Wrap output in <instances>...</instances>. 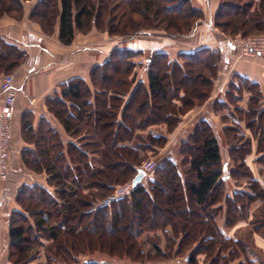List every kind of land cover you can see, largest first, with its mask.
Returning a JSON list of instances; mask_svg holds the SVG:
<instances>
[{"label": "trees", "instance_id": "trees-1", "mask_svg": "<svg viewBox=\"0 0 264 264\" xmlns=\"http://www.w3.org/2000/svg\"><path fill=\"white\" fill-rule=\"evenodd\" d=\"M27 1L0 0V21L4 14L22 20ZM120 8L122 11L115 18L114 13ZM233 10L234 13H244L247 7L234 5ZM137 12L141 13V21L133 18ZM222 12L217 10V17ZM258 12L255 10L250 14L252 26L264 32V16ZM202 15L203 11L193 6L191 0H37L29 12L30 18L39 23L45 32L53 33L58 27L59 38L65 44L73 41L76 30L88 33L100 29L110 34L134 35L148 34L153 29L151 27L162 26L168 36H181L190 32ZM126 17H129V24L123 22ZM153 18H156V24ZM245 23L241 19L238 27H244ZM141 52L131 47H115L106 60L96 63L91 70L96 88L94 94L82 77H75L62 86V96H53L48 100L49 109L60 118L67 132L78 139V144L69 143L66 146L59 134L44 127L33 158L25 157L28 168L48 173L47 186H20L16 201L22 209L12 210L8 218L9 260L16 264H35L32 262L44 255L41 250L46 247L47 264H65L63 262L77 260L79 254L86 251L103 249L114 255L116 244L121 245L125 252L138 247L137 255L134 256L131 250L128 253L134 260H142L145 252L139 235L141 230L149 227L160 230L173 246L180 242V252L196 247L193 252L205 253L210 257L211 264L221 263L226 257V254H220L224 243L218 239L222 232L217 222L220 187L226 181L225 165H221L223 157L219 137L208 119H202L190 134L192 142H183V153L190 167L189 179L183 178L176 168L178 164L169 157L156 170L157 179L151 183L152 186L146 188L142 184L147 173L133 185V180L142 169L139 166L146 152L154 153L168 141L166 135L153 130L145 137L144 130L162 123L168 124V130L175 128L182 122V115L196 105L195 94L198 93L197 98L206 100L210 96L211 83L214 84L212 77L205 73L204 80L195 78L192 89L186 86L185 79L192 70L197 71L193 67L196 60L200 59L202 66H217L215 60L218 58L220 61V54L210 46L198 47L189 53H181L182 62L179 59L173 61L167 51L153 50L147 58L148 86L142 82L134 86L138 65L134 56ZM24 55L23 49L0 37V72H6L4 75L10 74ZM242 81L252 90L247 114L250 126H253L250 127L251 134L258 136L260 161L264 163L262 94L258 85ZM232 84L237 86L236 82ZM172 95L182 102V106L178 105L181 106L179 112L174 111L178 101ZM235 99L238 101L239 96ZM67 100H71L72 110ZM236 109L242 110L239 106ZM171 119L174 124H171ZM232 129L234 135H229V140L234 141L230 152L238 153L245 149L244 146H252L254 136L240 135L237 126ZM243 159L238 163L239 168L245 167L248 171L246 175L253 176L251 187L254 191L235 194L245 195L254 203L259 198L264 199V190L251 166ZM10 166L12 171L13 158ZM107 174L110 179H107ZM131 181L129 193L112 200L110 204L95 207L96 202L108 198L117 185ZM164 191H168L166 202L172 208L165 213L159 207L156 217L154 206ZM4 192L5 188L0 205ZM231 197L226 198L227 201ZM230 206L228 224L233 225L234 213L237 214L243 207L238 208L233 203ZM177 209L182 217L172 219L171 214ZM136 217L138 221L132 223V218ZM148 219L152 226H146ZM123 221L128 222L127 233L116 236ZM263 224L258 225V231L264 227ZM45 238L49 243H45ZM243 242V239H234L233 245L236 248L240 246L245 252ZM187 261L197 262L194 253L187 256ZM86 262L101 264L98 261ZM247 263L254 264L250 260Z\"/></svg>", "mask_w": 264, "mask_h": 264}, {"label": "rangeland", "instance_id": "rangeland-1", "mask_svg": "<svg viewBox=\"0 0 264 264\" xmlns=\"http://www.w3.org/2000/svg\"><path fill=\"white\" fill-rule=\"evenodd\" d=\"M124 3L125 2H123V4ZM191 3L193 6L203 11L202 19L198 20L197 24L193 27V29L190 32H186L184 35H181V36H176V37L168 36L166 34L165 28L162 26L151 27L153 29L148 34H144V33L135 34L134 33V35H130L129 33H125V34L118 35V34H110L107 31L100 30V29H96L95 32L98 35L104 36L105 41H107V39H110L111 47H112L111 51L117 46H124V47L132 48V46H134L133 45L134 39H148L149 40L150 38H154V37L156 38L161 37L163 39H169V41H171L173 44L171 45V47H175L171 51L173 55L172 57L170 56L171 59L173 61L179 59L182 62L184 61L183 60L184 58L181 56V53L185 51L189 53L198 47L199 36L196 34V32H198L200 29L201 30L204 29L203 33L206 34L207 36L212 35V38L209 41V43L211 44L216 43L219 37L226 38V39L229 38L235 42L236 41L241 42L245 38H248V37L256 38L257 36H261L264 34V32L258 31L255 28V26H252V22H251L252 18L250 16V14L254 13L255 10L259 11L258 13H260L261 16H264V0H211L209 3H207V0H191ZM234 5H239L241 7L245 6L247 7V10L244 11V13H239V14L234 13V10H233ZM124 6L127 8V5H124ZM32 8H33V5L31 3L29 4V12ZM216 8L219 11L220 9L223 10V12L220 15H218V17L216 14L217 10H215ZM26 9L24 11V14L28 12ZM120 11H122V8L118 10L116 9V12L114 13L115 18L118 17V13ZM7 15L12 17V15L10 14H4L2 19ZM133 18L137 21H141L142 20L141 13L139 12L134 13ZM210 19H211V22H210ZM241 19L247 22L245 23L244 27L242 26L238 27L239 21ZM128 20H129V17H126L123 20L124 24L125 23L129 24L127 22ZM153 20L156 24L157 23L156 18H153ZM206 22L211 24V30H208L207 28H205V26L204 28H202L201 24L206 23ZM206 29H207V32H206ZM240 45L242 46L241 47L242 54L243 53L249 54V55L258 54V53H251V52L245 51L243 45L242 44ZM167 46L168 44H165V47ZM202 46L206 47L208 45H202ZM133 49L136 50V48L134 47ZM158 50H161V49H158ZM151 53H152L151 49H147L146 53L141 52L137 54L136 56H134V60L137 62H145V61L147 62V58L149 57ZM261 55H264V53H261ZM195 62L197 63L196 64L193 62L192 63L194 64L193 67H195L197 71L192 70L188 74V76H186V79H185L186 86L189 89H192L191 85L194 84L193 80L195 78L199 81H202L205 79L206 74L210 77L216 78V74L220 67L219 64L217 66H208V65L202 66V64L200 63V59L196 60ZM215 62L216 63L219 62L218 58L215 60ZM198 68H200L201 71L204 72V74L205 73L206 74L204 75L202 74V72H199ZM232 83H230L228 87L226 85L227 87L226 97L229 103L227 101L223 103L219 102L220 104L218 103V110H224L223 108L225 107L231 108L233 106L235 108H238V106H242L240 100H242V96H244V93L247 89V86H246L247 84L243 82L242 79L240 78H238L236 81L237 86L233 85ZM239 86H240V89L238 88ZM214 89H215L214 84L211 83V88H210V93H209L210 95H213ZM193 94L195 93H192V95ZM197 94H195L196 98L194 99L196 105L204 102L203 99H200L199 97L197 98ZM182 95H183V92H181L180 96ZM238 96H239V99L237 101L235 97H238ZM173 97L177 99L176 95L175 96L172 95V98ZM177 101H178L177 102L178 104H176L177 105L176 110L174 109L175 112H179L182 106V102L179 101L178 99ZM230 103H232V105H230ZM178 105H181V106L178 107ZM224 116L225 117L222 116L223 118L221 119L218 118V121H219L218 122V137L221 143V151H222V157H223L221 165L223 164L225 165L224 174L226 176V181L220 187L221 201L218 204L217 222H218V225L220 226V231L222 232V235H220L218 239L220 242L224 243V246H222L224 250H222L220 254L221 255L226 254L227 258L225 257L224 260L221 263L218 262V264H239V263L241 264L242 261L243 262L245 261L244 264H249L247 263L249 260L253 261L254 264H264V245H262L258 241V236L262 238L264 237V227H261L260 231H258L257 229L258 225L264 222V207H263L264 199L259 198L254 203L253 202L251 203L250 200L247 199L245 195L235 194V193L239 194L240 192L254 191L251 187V183L253 182L252 181L253 176L249 177L246 175L248 171L245 167L239 168L238 163L242 161V158L246 159L247 163L251 166L254 165L257 167L260 164L264 165V163L263 162L261 163L260 161L262 159V156L260 155L261 156L260 158L259 151L253 150L252 146L250 147V145L244 146L246 150L243 149L241 151H238V153L234 151L230 152V146L234 140L233 139L229 140V135L230 136L234 135V131L232 129L233 126L229 125L231 123V118L227 116L226 114ZM237 119H239V122H240V125L236 123L238 127L240 126V130H239L240 135L243 133L248 136L252 135V134H249V132L252 131L251 128L253 126H250L248 114L246 112L244 113L241 111H237L236 118L234 121H236ZM173 121L174 120L171 119L170 121L171 124H174ZM223 123H226L227 125L225 127L221 126L220 124L223 125ZM162 124H164L163 127L165 129L162 130L161 127H158V130L164 131L169 136L165 147L159 148L154 153L151 151L146 152V156L144 160L142 161L141 165L139 166L141 168L142 164L147 161L155 162L154 171H151L150 174H148L142 181V184L146 188H149L150 186H152L151 183L153 181H156L157 179L156 170L158 169V167L162 166L169 157L178 164L176 168L182 174L183 178L185 180L186 178L189 179L188 178L189 176L187 174L190 173V167L187 164V157L183 153V142L184 141L192 142L190 138V134L194 132L192 130H195V128L191 129L189 133L183 130L181 126L183 125L182 123H178V126H176L175 128L172 127L169 130L167 129L168 128L167 123H162ZM255 126L256 125L254 124V127ZM151 129H156V128L151 127ZM151 129L148 128L144 130L143 134L145 137H147ZM253 141L254 139L252 140V142ZM234 143H236V141ZM262 165H260V169ZM260 169L254 167V170H255L254 174H255V177L258 178V180L260 181L259 183H260V186L262 187V190H264V167L261 170ZM107 179H110L108 174H107ZM127 186L128 187L130 186V187L128 188V190H126V192H124L123 194H118L120 189H122L123 187H127ZM131 186H132V181L126 184L117 185L114 192L108 198L104 200L103 199L98 200L95 204V207L98 208L99 206L106 204V203L110 204L112 200L123 197L124 195H126V193H129L131 191ZM230 195L232 197L229 199V201H227L226 198H228ZM167 196H168V191H164L161 195V199L154 206V214L156 217H158L159 215V209H158L159 207L163 208L165 210V213L168 211V208H172V205H169L168 202H166ZM232 203L236 204L238 208L243 207V209L240 212H238L237 214L234 213V224L233 225L228 224L230 220V215H229L230 208H231L230 204ZM180 216L182 217L178 209H177V212L173 211V213L171 214L172 219L178 218ZM133 221H138L137 217L132 218L131 222L133 223ZM127 224L128 222L126 223V221H123L121 225L122 228L116 231V233L118 232L116 236L117 235L119 236L120 234L122 235V232L124 234L127 233V230H128ZM152 225L153 223L151 222L150 219H148V223L146 224V226H152ZM96 233H98V231ZM234 239L235 240L243 239L244 241L243 244L245 246V252L240 246L237 248L234 247L233 245ZM139 241L142 243V249H144V252H145L142 254V260H139V259L134 260V257L130 253H128L131 250L134 256L137 255L136 253L138 252V247L135 250H134V247H132L127 252H125L126 250L124 251V249L121 248V245L116 244L115 248H113L115 249L114 255L104 252L103 249L99 251H94V252L86 251L85 253L79 254V257L77 258V260L73 262H69V263H66V262H63V263L65 264H86L87 263L86 261H98L101 264H104V263H108V264H211L210 257L206 256L205 253L193 252L192 249L196 247H193L190 250L188 249L187 251H184V252H180L182 251L181 243L179 242L178 244L173 246V243H171L170 240H167V238L163 235V233L160 230H151L150 227L147 229L144 228L143 230H141V233L139 235ZM45 243H49V240H47L46 238H45ZM157 244H158V247L156 246ZM227 247L229 248L227 249ZM103 248H105V246H103ZM41 251L42 253H44L45 258H44V255L39 256L40 259H36L35 262H32V263H35V264H47L48 263L49 259H47L46 257V247H42ZM193 253L197 260V262L195 263H191L186 260L187 256ZM235 255H238V256L234 259L230 258V256L233 257ZM0 264H4V262ZM6 264H16V263L13 262L12 260H9V261L7 260ZM19 264H26V263L22 262Z\"/></svg>", "mask_w": 264, "mask_h": 264}, {"label": "crops", "instance_id": "crops-1", "mask_svg": "<svg viewBox=\"0 0 264 264\" xmlns=\"http://www.w3.org/2000/svg\"><path fill=\"white\" fill-rule=\"evenodd\" d=\"M36 1L28 0L25 2V9L27 7L28 12L24 14L22 20L7 15L0 21V37L16 44L25 51L22 61L10 71L15 76L17 95L12 113L11 152L13 166L0 205V263L4 262V264L7 263V260L9 261L8 218L12 210L22 209L16 201L20 186L23 184H44L47 186L48 173L28 168L25 157L33 158L34 152L39 148L37 140L41 137L44 127L59 134L66 146L69 143L78 144V139L67 132L60 118L49 109L48 100L53 96H62V86L75 77H82L94 94L96 88L91 79V70L96 63H101L102 60L108 58L112 48L110 39L105 41V37L96 34L95 30L88 33L76 30L75 38L70 44H65L60 40L58 27L53 33L45 32L40 24L33 21L29 16V4L32 3L34 6ZM210 1L207 0V3ZM201 26L211 30V24L208 22L201 24ZM203 31L204 29H200L196 32L199 36L198 47L208 45L220 54L219 70L216 78L212 77L215 89L213 95H210L201 104L194 105L182 115L181 123L183 125L181 126L184 131L190 133L191 129H194L202 119H208L212 122L218 136V118L225 117V114L231 118L229 125L233 127L237 126L236 123L240 125L239 119L234 121L237 113L235 107H225L224 110H218L219 102L227 101L229 103L226 92L231 82H236L240 78L248 80L251 85H258L262 93L261 102L264 108V55L242 54V46L229 38L219 37L216 43L211 44L209 41L212 35L207 36ZM165 44L168 46L165 47ZM133 45L132 48L139 49L143 53H146L147 49H151V51L163 49L171 57L173 56L171 51L175 48L171 47L173 44L169 39L161 37H154L149 40L134 39ZM148 69L146 61L138 62L134 86L139 82L148 86ZM4 73L6 72H0V80ZM251 95L252 90L247 88L242 100H240L241 112L247 113ZM2 98L3 93L0 91V102ZM67 103L70 105L72 102L67 100ZM70 110H72L71 105ZM163 125H153L151 127L156 129H150L169 137L164 131L158 130V127L164 130ZM220 125L225 127L227 124ZM238 129L240 130V126ZM253 139L252 148L258 151V136H254ZM38 157L40 158V156ZM260 165L257 167L250 166L255 172L254 167L260 169ZM262 166L264 167V165ZM263 238L258 236V241L262 245H264Z\"/></svg>", "mask_w": 264, "mask_h": 264}, {"label": "built area", "instance_id": "built-area-1", "mask_svg": "<svg viewBox=\"0 0 264 264\" xmlns=\"http://www.w3.org/2000/svg\"><path fill=\"white\" fill-rule=\"evenodd\" d=\"M242 40V39H240ZM237 42V41H236ZM245 51L251 53H264V34L256 38H245L241 42ZM0 89L3 98L0 102V198L11 174L10 160L11 152V130H12V113L17 95V86L14 74H6L0 80ZM142 169L150 174L155 169L154 161L144 162ZM130 187V186H129ZM123 187L118 194H123L129 188Z\"/></svg>", "mask_w": 264, "mask_h": 264}, {"label": "water", "instance_id": "water-1", "mask_svg": "<svg viewBox=\"0 0 264 264\" xmlns=\"http://www.w3.org/2000/svg\"><path fill=\"white\" fill-rule=\"evenodd\" d=\"M146 175V171L144 169H140L137 176L133 180V185H135L137 182L141 181V179Z\"/></svg>", "mask_w": 264, "mask_h": 264}]
</instances>
